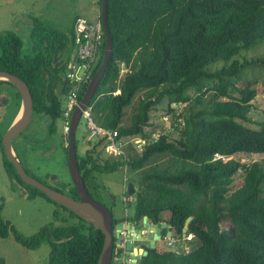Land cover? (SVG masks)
<instances>
[{"label":"trees","instance_id":"16d2710c","mask_svg":"<svg viewBox=\"0 0 264 264\" xmlns=\"http://www.w3.org/2000/svg\"><path fill=\"white\" fill-rule=\"evenodd\" d=\"M98 2L100 7L101 0ZM106 16L112 51L89 107L92 121L115 131L116 140L138 136L151 139L145 132L149 114L154 109L163 110L165 100V108L188 102L200 105L205 94L213 95L203 103L209 110L177 115L180 121L173 124L178 132L176 142L161 134L138 156L129 155L128 161L108 158L106 140L99 139L83 157L77 156L86 189V181L94 174L127 166L139 172L153 158H163V162L141 172L132 216L114 219L111 214L112 224H139L144 217L152 224L163 222L173 236V232L180 237L191 234V250L147 249L138 264H264V168L259 162L240 164L222 159L237 153L264 156V124L259 128L242 124L257 95L255 81L247 76L252 74L250 70L264 65V58H243L242 64L237 61L243 52L264 42V0H107ZM31 24V54H22L27 44L17 33H0V71L27 85L33 114L50 119L48 133L52 135L56 121L62 119L63 97L76 84L66 78L74 29L71 26L62 31L36 17ZM104 48L103 36L90 78L101 65ZM220 63L228 66L217 69ZM122 66L126 70L123 75ZM89 80L79 84L78 101ZM2 84L10 83L0 81ZM139 93L143 97L133 108L129 125L122 126L125 109ZM15 96L18 113L20 96L16 90ZM168 111L173 113L171 108ZM0 146L3 151L1 139ZM5 164L11 182L30 190L28 198L40 195L51 202L24 184L12 164ZM239 170L244 172L242 184L230 193ZM63 194L77 199L71 186L69 193ZM56 206L76 218L78 224L53 226L50 222L36 234L24 237L0 215V239L10 233L16 243L30 250L46 243L47 264H97L103 234ZM162 213L168 214L166 220ZM53 216L62 217L57 210ZM0 264H4L1 258Z\"/></svg>","mask_w":264,"mask_h":264},{"label":"rangeland","instance_id":"374dc122","mask_svg":"<svg viewBox=\"0 0 264 264\" xmlns=\"http://www.w3.org/2000/svg\"><path fill=\"white\" fill-rule=\"evenodd\" d=\"M98 1L99 0H0V33L5 31L17 33L22 41L24 40L23 43L25 42L27 44L22 54H31V44L28 35L32 25L31 19L33 17L52 23L56 28L62 31H66L69 27L73 26L77 18H82L88 23L95 24L98 19H100ZM69 50L70 60H74L73 47H70ZM241 56L242 57L237 58L239 64L244 62L243 58H264V42L257 48L243 52ZM221 66H228V64L222 65L220 63L215 67L219 69ZM250 71H252V74L249 73L247 77H252L255 81L253 86L257 91V95L250 102L247 121L242 122V124L250 128H259L264 124V94L262 92L264 88V65L261 68L252 69ZM125 72L126 70L122 66L121 75ZM238 83H243V81L239 80ZM191 93L192 92H190V94ZM212 95V93L205 94L200 105L193 102L173 104L171 107H168L169 109L171 108L173 113H170L168 111L169 109L165 108V100L163 110L154 109L150 112L149 125L145 127V132L155 139L158 135L165 134L170 138V141L176 142L178 139V132L172 127L177 121L176 115H188L194 114L199 110H204V112L209 110L203 103L208 102L212 98ZM232 95L236 96L235 93H232ZM142 97V93H139L133 99L132 104L125 109V117L121 121L122 126L129 125L130 118L133 114V108L137 106L138 100ZM15 98V88L12 85H0V139L14 121L13 118L18 107L15 103ZM67 100V95H64L62 106L64 111L68 109ZM173 116H175L176 120ZM49 124L50 119L48 117L33 114L26 129L12 141V150L29 176L48 187H55L63 193H69L70 186L72 188V185L68 172L67 147L64 141L62 122L61 120L56 121L52 135L48 133ZM87 124V120L84 117H80L74 134V138L77 142L76 154L79 158L83 157L85 151L99 139L90 136ZM88 138L90 141H87ZM130 139L135 140V138ZM131 143L130 141L129 143L125 141L126 145L122 148V151L126 152L128 156L132 153L138 156V151H135ZM105 154L109 158L108 155L110 154ZM106 155H104V157ZM110 156L113 157L114 155ZM119 157L123 156L119 155L115 160H118ZM215 158H220V156ZM263 158V155L237 153L229 158L222 159L224 160L223 162L234 160L240 164L259 162L262 168H264ZM6 161L9 162L4 156L0 146V206L2 207L0 215L4 221L8 222L10 226L24 237L36 234L45 224L50 222L53 223V226L78 224L76 218L69 216L65 212H61L55 204L47 201L44 197L35 195L32 199L28 198L27 194L30 190L21 184L19 185L11 182L9 179L6 173ZM163 161V158L155 157L143 168V170ZM143 170L139 172L132 171L131 168L127 166L112 173L94 174V176H91V178L86 181L87 190L92 198L104 205L111 212L114 219H121L127 216L130 217L133 214L134 195L132 196L131 202L123 201L124 197L128 196L124 190V183L132 182L135 191H137L138 179ZM243 176L244 172L241 170L234 175L230 193L241 186ZM65 184L70 186L62 187V185ZM56 210L61 213L63 218L53 216V212ZM161 216L162 219L166 220L168 214L162 213ZM163 232L164 234H162L161 240L156 241L154 244V248H156L158 252L176 250L182 252L185 247H191V244L178 236L176 232H173L176 238V244L173 246L169 245L166 229L163 230ZM193 243H195V241H193ZM114 251V261H116V263L120 261V264H125L123 257H120L123 251L122 246L115 247ZM48 252L49 247L46 243L42 244L37 249H25L16 243L13 235L10 233L7 237L0 239V258L3 259L4 264H47Z\"/></svg>","mask_w":264,"mask_h":264},{"label":"water","instance_id":"95a60500","mask_svg":"<svg viewBox=\"0 0 264 264\" xmlns=\"http://www.w3.org/2000/svg\"><path fill=\"white\" fill-rule=\"evenodd\" d=\"M106 11L107 0H101L100 21L105 38L103 59L99 69L87 83L85 92L78 106L72 111L69 132L67 136L64 137L67 147V165L70 183L75 189L77 199L56 191L29 176L14 155L11 143L28 126L31 116L33 115V102L27 85L20 78L3 71H0V81L10 83L15 88L20 96V108L12 125L2 136L1 143L4 156L10 164H12L23 183L40 191L51 202L69 210L103 234V245L97 264H120V261L116 263L113 259V250L115 247L119 246H122L123 249L120 257H123L124 262L128 261L130 264H137L142 257L147 255V249H154L155 242L161 240V233L162 230L166 228V225L164 223H148L147 218L144 217L139 227L137 223L134 222L117 223L113 230L111 213L104 205L92 198L85 187L84 180L79 171L75 149L74 134L81 114L84 109L89 106L91 99L94 97L111 56L112 41L108 28ZM126 194L129 197L135 194V188L132 182L126 184ZM169 234L170 229L168 228L166 235L168 236Z\"/></svg>","mask_w":264,"mask_h":264},{"label":"built area","instance_id":"2783aa9c","mask_svg":"<svg viewBox=\"0 0 264 264\" xmlns=\"http://www.w3.org/2000/svg\"><path fill=\"white\" fill-rule=\"evenodd\" d=\"M74 29V40H73V52L74 60H71L68 64L70 72L67 73L66 78L75 82L76 84L67 93L68 109L63 112L62 115V130L64 137L69 132L70 116L72 111L78 106V91L79 84L90 79V73L93 64L99 57L102 40L104 36L103 28L100 19L97 23H88L82 18H77L73 25ZM81 69V71H80ZM88 121V130L92 136H105L111 141L109 149L116 150L120 144L114 143L115 131L100 129L95 126L90 119V108H85L81 114ZM139 143V141H136ZM114 156L122 155L120 149L113 151ZM168 244L173 246L175 241L173 238H167Z\"/></svg>","mask_w":264,"mask_h":264},{"label":"bare ground","instance_id":"6f19581e","mask_svg":"<svg viewBox=\"0 0 264 264\" xmlns=\"http://www.w3.org/2000/svg\"><path fill=\"white\" fill-rule=\"evenodd\" d=\"M79 104V103H78ZM81 117H83L82 115H81ZM176 117H177V121H180V119H178V116L176 115ZM90 119H91V116H90ZM87 120V119H86ZM61 122H62V119H61ZM91 122L95 125V126H97L98 128H100V129H103V128H101V127H99L98 125H96L93 121H92V119H91ZM87 123H88V121H87ZM87 126H88V124H87ZM172 127H173V125H172ZM88 129V128H87ZM173 129H174V127H173ZM105 130V129H104ZM89 131V130H88ZM90 136L91 137H96V138H99V139H101V138H105V140H106V145H104V151H105V153H109L110 155H113V151H116V150H118V149H120L121 151H122V148L126 145L125 144V141H127L128 143H129V141H130V143L134 146V148H135V151H138V153L140 154L142 151H143V148H144V146L148 143V142H154L157 138H158V136H157V138L155 139V138H153L151 135H150V138L151 139H143V138H141V137H131V138H135V140H133V139H130V138H127V139H122V140H116V135H115V137H114V143L115 144H120L119 145V147H117L116 148V150H112V149H109V147L111 146V141L110 140H108V138H106L105 136H92L91 134H90ZM98 139V140H99ZM87 141H90L89 140V138L87 139ZM135 141V142H134ZM136 141H139V143H136ZM140 143H142V144H140ZM138 144H140V145H138ZM110 155H108L109 157H111V158H116V156H110ZM122 156H123V158H121L122 160H125V161H128L129 159H128V154L126 153V152H123L122 151ZM128 183V182H127ZM127 183H124V190H125V192H126V184ZM25 184V183H24ZM135 188V187H134ZM123 201L124 202H131L132 201V196L131 197H129V196H125L124 197V199H123ZM109 211V210H108ZM110 212V211H109ZM111 213V212H110ZM126 222H128V221H126ZM125 222V223H126ZM147 222L148 223H150L148 220H147ZM131 223V222H130ZM163 223V222H162ZM158 224V223H157ZM165 224V223H164ZM166 225V224H165ZM139 227V226H138ZM114 228H115V226L113 227V230H114ZM169 227L166 225V232H167V229H168ZM170 229V228H169ZM161 235H162V233H161ZM167 236V235H166ZM168 238L170 237V238H173L174 239V241H175V244H176V238H175V236H173L172 234H171V229H170V234L167 236ZM192 235L191 234H185V233H183L182 234V238L183 239H185V241L187 242V243H189V241L192 239ZM174 244V245H175ZM191 250V247H185L184 248V250L182 251V252H185V253H188L189 251ZM126 263H129L128 261L126 262ZM138 264V263H137Z\"/></svg>","mask_w":264,"mask_h":264},{"label":"crops","instance_id":"0c3cea01","mask_svg":"<svg viewBox=\"0 0 264 264\" xmlns=\"http://www.w3.org/2000/svg\"><path fill=\"white\" fill-rule=\"evenodd\" d=\"M99 13H100V8H99ZM15 116H17V112H16ZM15 116H14V118H13L14 120H15ZM12 121H13V120H12ZM125 222H126V221H125ZM125 222H123V223H125ZM139 224H140V223H139ZM125 264H130V263H126V262H125Z\"/></svg>","mask_w":264,"mask_h":264},{"label":"clouds","instance_id":"9594fccd","mask_svg":"<svg viewBox=\"0 0 264 264\" xmlns=\"http://www.w3.org/2000/svg\"><path fill=\"white\" fill-rule=\"evenodd\" d=\"M100 8V7H99ZM99 18H100V13H99ZM87 108V107H86ZM88 108H90L89 106H88ZM85 110V109H84ZM25 170V169H24ZM119 255V254H118ZM113 259H114V255H113ZM123 264V263H122Z\"/></svg>","mask_w":264,"mask_h":264},{"label":"flooded vegetation","instance_id":"af4514ba","mask_svg":"<svg viewBox=\"0 0 264 264\" xmlns=\"http://www.w3.org/2000/svg\"><path fill=\"white\" fill-rule=\"evenodd\" d=\"M151 223V222H150ZM141 224V223H140ZM140 224H137L138 226H140Z\"/></svg>","mask_w":264,"mask_h":264}]
</instances>
